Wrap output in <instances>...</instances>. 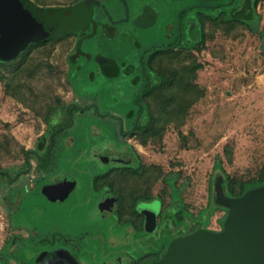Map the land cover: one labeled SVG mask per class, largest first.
Masks as SVG:
<instances>
[{
	"label": "rangeland",
	"instance_id": "374dc122",
	"mask_svg": "<svg viewBox=\"0 0 264 264\" xmlns=\"http://www.w3.org/2000/svg\"><path fill=\"white\" fill-rule=\"evenodd\" d=\"M65 1L47 0L49 4L45 5L62 6ZM67 1L69 6H73L87 0ZM251 15L252 12L247 14V18ZM231 19L227 22L218 20V29H201L193 33L189 39L191 44L179 48L181 58L188 59L187 56L193 54L204 61L197 81L206 93L189 108L186 119L180 124L170 123L157 138L150 136L145 141L146 138L138 134L130 139L131 149L125 144L123 146L128 149L129 165L120 167V183H117L120 193H151L154 213L148 223L150 228L159 221V214L163 218L154 229L150 262L180 237L174 234V228L182 224H195L197 229L224 228L228 208L215 201L220 177L229 176L252 184L263 172L264 16L250 21ZM148 26L154 29H139L142 42L166 41L161 34L163 29L155 28L156 23ZM123 30L130 39H137L131 32L134 29ZM84 33L70 32L50 38L44 43L26 47L8 60L9 69L17 66L20 69L18 74L7 72V78L0 80V166L13 175L26 167L22 146L37 149L43 155L50 145V135L55 130L53 125L67 123L63 110L55 114L53 124L49 123L46 118L49 106L61 100L67 110L73 101L88 103L102 98L104 87L112 90L116 85L129 86L128 76L111 77L97 60L105 45L122 55L124 35L121 33L111 38L105 29H98L94 39L78 43L79 36ZM149 58H153L154 66L171 63L169 55L164 53L153 57L150 54ZM126 92L122 91L121 97L124 95L130 100L134 90ZM88 111H79L75 107L67 111L75 123L56 134L57 143L51 152L53 162L70 160L68 164L79 178L78 188L57 204L38 197L39 184L47 178L50 168H44L31 154L32 169L21 179L14 181L0 173V235L4 238L17 230L7 223L20 218V210H24L27 225L21 231L27 239L26 258L32 255V251H28L30 246H49L51 233L55 231L68 235L83 232L84 235L79 237V244L83 245L80 255L83 264H114L120 256L129 264H135V255H128L131 242H120L127 235L126 230L108 228L110 219H103L118 207L122 210L123 202L112 193L92 192L91 180L84 173L88 168L83 160L89 154L100 153V149L107 145L110 132L109 129L104 130V123H113L95 113L94 107ZM93 125L103 129L99 131V128H92ZM94 130L97 134H93ZM70 136H74L73 142ZM43 142L44 146H41ZM80 154L86 155L77 157ZM117 159L113 158L109 163H118ZM80 174L85 176L82 182ZM110 180V183L114 182L113 178ZM21 189L24 190L21 192ZM164 196L167 197L165 205L161 201ZM7 201L11 203V209L6 207ZM110 202L112 206L109 208ZM137 202L132 211L128 205L125 217L135 210ZM168 206L173 211L179 210L178 213L172 216L173 212H167ZM161 232L165 233V238L158 237ZM139 244L144 246L145 241Z\"/></svg>",
	"mask_w": 264,
	"mask_h": 264
},
{
	"label": "flooded vegetation",
	"instance_id": "af4514ba",
	"mask_svg": "<svg viewBox=\"0 0 264 264\" xmlns=\"http://www.w3.org/2000/svg\"><path fill=\"white\" fill-rule=\"evenodd\" d=\"M156 1L157 3H154L153 0H87L83 4L73 5L72 7L81 8L86 17V21L82 27L68 32H85L83 35L79 36L78 43L83 40L94 39L98 29H105V32L111 38L114 36H120L121 33L124 35L122 37V42L124 43V50L123 53H121L122 55L116 54L114 49H111L109 45H107L108 47L105 45L103 47L104 49L102 48L103 52L98 54L97 60L106 73L111 77L128 76L129 86L125 87L116 85L112 90L104 87L103 97L96 101L93 100L88 103L73 101L68 104V106H70L69 112L71 107H75L79 111L84 112L85 110L88 111L91 107H94L95 113L98 112L100 116L108 118L113 122L104 123V130L106 131L109 129L110 132L107 137V145L100 149V153L89 154V156L83 160L87 163L88 168L84 173L86 176H89L88 179L91 180V184H89L91 188L90 190L96 194L99 192L103 194L107 192L109 195L111 193L115 194L117 199L120 197V187L117 185V183H120V167H122V164L129 165L127 164L129 157L128 149L123 146L125 144L127 147H130V149L132 147V141H130V139L136 135L137 125L141 120L142 114L145 112L142 98L152 82L150 54L160 48L179 49L181 45H186L188 43L190 45L191 43L189 42V39L193 33H196L201 29H218V20L227 22L231 18H239L245 21H250L264 16V0ZM251 12V18L248 19L247 14ZM119 13H122V15L119 16ZM130 23L133 24L132 27L128 26ZM154 23H156V29H163V33L161 31V34L166 38V41L159 39L154 44L142 42L140 40L141 30L139 29H150L151 27L148 25ZM123 29H134V31L131 32L137 37V39H130V35H128V33L126 34ZM220 29H232V27H220ZM129 89H132V91L134 90V93L131 94L132 98L127 100L124 98V95L121 97L122 91L124 93ZM108 93H110V97ZM112 94L115 96L113 97ZM130 122L132 125H129ZM69 123H71V121L60 125L57 128ZM67 128L68 127L62 128L59 131ZM92 128H99V131L103 129L98 125H93ZM59 131L54 134L53 146H51L50 139V147H48V150L43 155L39 154L37 149H29L28 160L27 152L24 156L26 167L18 170L15 175H13L8 169H0V173L7 176V179L17 181L21 179L23 175L31 171L32 161L30 155H35L39 164L43 165L44 168H50V173L47 178L39 184L38 197L44 198V201L49 200L52 204L61 203L70 197V195L74 193V190L79 186L78 175L72 169L71 164H68L70 162L69 159H62L58 162H53L54 155L51 152L57 143L55 136ZM93 134H97V132L94 130ZM70 139L73 142L74 136H70ZM85 155L86 154H80L77 157L82 158ZM113 158H118L117 160L119 162L110 164L109 160H112ZM122 159L126 161H122ZM103 162L108 164L103 165ZM79 176L82 177V182L85 176L82 174ZM73 178L75 179V184L72 189L60 196H57L56 194L49 196L44 192V188L48 185L61 183L62 181L65 182L66 180L72 181ZM111 178L114 179L115 186L111 185ZM23 190L24 189H21V192ZM104 199H106V197ZM153 199H143L137 202L135 210L131 212L129 216L125 217L124 214L126 212L120 210V207H118L114 213L108 214V216H103V219H110L108 220V228L126 230L127 235H124V238L119 241L123 242L124 240V242H131L128 255H135V264H151L154 262V260L152 262L148 261L151 259L150 257H152L154 229L160 224V221H162L163 218L160 217L159 214V221L153 225V229L150 228V224H148V215L153 212ZM111 203L112 202L108 204L109 208L112 206ZM5 205L8 209H11L12 207L11 203L8 201L5 202ZM172 206V208H174L175 203L172 204ZM125 207L128 208V204H126ZM104 209H107V207ZM18 210L20 209L18 208ZM20 211V218L11 219L12 223H7L9 226L16 227L17 230L11 234H7L4 238H1L0 235V241H2L0 243V264L84 263L80 256L83 251V245L81 246V244H79V237L81 238L84 235L83 232L77 234L72 232L68 235V233L65 234L60 231H55L56 233H51L49 246H30L31 248L28 251H32V255L26 258L27 251L25 248L27 245V239L21 230L22 228L24 229L27 224L23 217L25 211ZM176 211L171 210V207L169 208L168 206V213L173 212V214H175ZM197 226L198 225L195 224H182L177 227V229L174 228V234H178L182 237L196 230ZM170 229L171 228H169V230ZM169 230L167 232H169ZM141 233L143 236H139L142 235ZM158 237L165 238L166 236L165 233L161 232L158 234ZM141 241H145L144 246L139 244ZM55 253H57V255ZM114 264L129 263L125 258L120 256L115 260Z\"/></svg>",
	"mask_w": 264,
	"mask_h": 264
},
{
	"label": "water",
	"instance_id": "95a60500",
	"mask_svg": "<svg viewBox=\"0 0 264 264\" xmlns=\"http://www.w3.org/2000/svg\"><path fill=\"white\" fill-rule=\"evenodd\" d=\"M85 21L81 8L45 9L33 0H0V60L16 57L31 42L76 30ZM73 123L71 116V123L51 133V146L54 134ZM28 155L29 151L27 160ZM74 184V178L53 183L44 192L60 196ZM215 201L228 208L223 229L199 227L173 241L161 258L151 264H264V184L251 187L241 195H231L221 178L216 185ZM151 218L149 214L148 223Z\"/></svg>",
	"mask_w": 264,
	"mask_h": 264
},
{
	"label": "trees",
	"instance_id": "16d2710c",
	"mask_svg": "<svg viewBox=\"0 0 264 264\" xmlns=\"http://www.w3.org/2000/svg\"><path fill=\"white\" fill-rule=\"evenodd\" d=\"M33 1L38 6L45 9L62 7L72 9L73 7L69 6L70 3L67 0L62 6L45 5L49 4L47 3V0ZM75 1L78 0H72L71 2ZM48 39L32 42L27 47L36 43H44ZM159 53L168 54L171 58V63L168 66H154L152 61L153 58L150 59L152 82L148 86L147 91L142 98L143 105L145 106V112L142 114L141 120L138 123L136 129V135H143V137L146 138L145 141H147L150 136H154V138L161 136L166 130L167 126L172 122L180 124L184 119H186L189 108L206 93V89L197 81L199 70L204 67V61L198 59V57L193 54L187 56L188 59H183L181 58V51L179 49L160 48L153 51L151 56H156ZM24 55L25 52L23 56ZM8 62L10 61L0 60V80H5L7 78L6 74L9 71L13 74L19 73L20 67L17 66L15 68L9 69L7 66ZM61 110H63L66 114V122H70L71 118L68 115L66 106L61 103V100H59L56 104L49 106L47 109L46 118L48 122L53 124V118L55 114ZM53 126L57 128L58 124H54ZM40 145L44 146V142ZM48 147H50V145ZM28 150V148L22 146V155L25 156ZM1 168L2 167L0 166V169ZM221 178L223 179V184L229 194L241 195L251 187L264 184V169L257 181L252 184H249L238 178L230 179L229 176H222L220 179ZM111 185L115 186L114 182H112ZM166 198L165 196L161 197L164 205L166 204ZM119 199L123 202L122 211L126 212L128 209L125 207L126 204L130 205V210L131 208L133 210V206L136 201L139 202L143 199H153V196L151 193L143 194L139 192V194L136 195L134 193L128 194V192L124 191L123 193H120ZM174 203L176 202L174 201L172 204ZM177 213L178 211L175 212V214ZM175 214L172 216H175ZM162 255H159L156 260L160 259Z\"/></svg>",
	"mask_w": 264,
	"mask_h": 264
}]
</instances>
